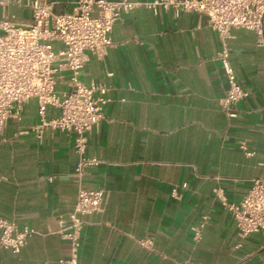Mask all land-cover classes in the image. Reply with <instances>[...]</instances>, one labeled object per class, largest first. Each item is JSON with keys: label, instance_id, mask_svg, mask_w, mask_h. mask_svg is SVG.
I'll use <instances>...</instances> for the list:
<instances>
[{"label": "crops", "instance_id": "1", "mask_svg": "<svg viewBox=\"0 0 264 264\" xmlns=\"http://www.w3.org/2000/svg\"><path fill=\"white\" fill-rule=\"evenodd\" d=\"M4 1L10 3L0 6V21L31 24L21 5L30 0ZM76 1L46 0L56 14L69 13ZM109 37L113 45L100 59L88 55L80 75L87 87L103 86L109 103L105 120L88 134L86 155L100 164L86 171L83 185L104 190L107 202L103 213L85 217L78 263L264 264V234L233 249L236 229L223 206L238 203L263 172L264 48L254 33L234 29L228 41L229 64L246 92L232 120L218 106L226 83L204 16L139 6ZM65 82L57 81V92L67 90ZM58 115L55 108L46 113ZM37 122L30 100L0 135V217L37 232L17 255L0 250V264H57L69 255L55 231L76 199L73 140L60 132L46 131L41 142L19 134ZM241 142L252 156L239 150ZM204 218L194 243L191 228ZM143 239L153 251L138 245Z\"/></svg>", "mask_w": 264, "mask_h": 264}, {"label": "built area", "instance_id": "2", "mask_svg": "<svg viewBox=\"0 0 264 264\" xmlns=\"http://www.w3.org/2000/svg\"><path fill=\"white\" fill-rule=\"evenodd\" d=\"M8 3L0 0V6ZM15 3L20 4L18 0ZM21 5L29 10L31 24L19 26L8 19L0 21V135L9 120L20 121L25 104L34 100L38 122L19 134L32 133L38 142L46 131L72 136L76 163L71 179L76 186V199L72 211L58 221L55 234L69 247V255L57 264H79L85 217L103 213L107 202L104 190H87L83 186L86 171L100 164L98 159L86 155L88 134L105 120L109 103L103 86L87 87L80 80L88 55L100 59L113 45L109 37L113 25L136 7L153 12L170 10L175 17L181 13L202 15L220 46L215 60L223 71L226 89L218 106L232 120L246 92L229 64L228 41L232 30L244 29L254 33L257 47L264 48V0H77L72 10L63 14L54 13L46 0H30ZM54 44L58 49H54ZM64 77L67 90L57 92L56 83ZM49 108L57 109L58 117L47 118ZM238 148L245 156L253 155L244 142ZM260 167L262 175L252 182L241 200L223 205L236 229L238 242L233 249H238L251 234H264V161ZM180 188L185 189L186 185ZM171 196L178 199L176 189ZM206 222L204 218L191 228L194 243L200 240ZM32 235L37 232L0 217V250L17 255ZM137 243L153 251L151 239Z\"/></svg>", "mask_w": 264, "mask_h": 264}]
</instances>
